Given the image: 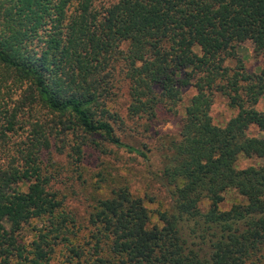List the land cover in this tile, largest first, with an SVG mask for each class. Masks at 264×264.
<instances>
[{
  "label": "trees",
  "instance_id": "trees-1",
  "mask_svg": "<svg viewBox=\"0 0 264 264\" xmlns=\"http://www.w3.org/2000/svg\"><path fill=\"white\" fill-rule=\"evenodd\" d=\"M246 43L258 72L238 55ZM117 67L130 118L194 93L159 148L166 208L98 173L82 223L44 155L57 140L79 164L100 140L147 159L115 134ZM216 94L237 111L224 127ZM263 95L264 0H0V264H264V165L237 168L264 158ZM230 191L242 200L222 211Z\"/></svg>",
  "mask_w": 264,
  "mask_h": 264
},
{
  "label": "rangeland",
  "instance_id": "rangeland-1",
  "mask_svg": "<svg viewBox=\"0 0 264 264\" xmlns=\"http://www.w3.org/2000/svg\"><path fill=\"white\" fill-rule=\"evenodd\" d=\"M238 55L248 72H258L263 64L262 59L255 57L252 53L250 43L241 45L238 48ZM225 64L234 66L233 61H227ZM118 67L113 71L116 88L112 96L114 100L112 108L122 119V124L115 125V134L123 143L143 151L147 159L123 150H116L100 140L97 142L102 144V149L93 146L85 152L86 156L82 157L79 164L73 162L69 150L66 151V148L62 147L57 140L56 146L50 148L44 155L45 164H52L55 170L51 182L52 189L59 195V199H63L67 210L82 223L86 222L90 211V199L99 179L98 173H110L113 178L126 180L130 192L136 197L143 198L148 209L166 208L169 203L166 191L157 178L162 168L159 148L165 135L173 137L178 134L184 108L194 91L193 89L184 90L182 100L172 110L158 109L152 120L130 118L127 114L129 99L126 83L120 80L122 71L120 72ZM255 108L258 111H264V95ZM236 113V110L227 106L224 97L219 94L214 96L209 112L214 125L224 127ZM253 133L256 134V132ZM261 165H264V158L240 157L237 161L238 169ZM77 167L80 168L78 171H76ZM79 173L82 175L81 179H78ZM241 200L235 192H226L219 208L222 211L228 210L235 202ZM208 206V203L204 201L201 208L206 210ZM29 231L30 229L24 228L23 234L27 235V238L31 235V233L28 234Z\"/></svg>",
  "mask_w": 264,
  "mask_h": 264
}]
</instances>
